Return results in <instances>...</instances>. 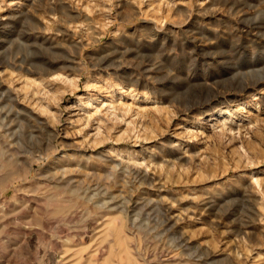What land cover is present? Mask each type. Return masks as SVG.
<instances>
[{"label": "rangeland", "instance_id": "obj_1", "mask_svg": "<svg viewBox=\"0 0 264 264\" xmlns=\"http://www.w3.org/2000/svg\"><path fill=\"white\" fill-rule=\"evenodd\" d=\"M0 264H264V0H0Z\"/></svg>", "mask_w": 264, "mask_h": 264}, {"label": "bare ground", "instance_id": "obj_2", "mask_svg": "<svg viewBox=\"0 0 264 264\" xmlns=\"http://www.w3.org/2000/svg\"><path fill=\"white\" fill-rule=\"evenodd\" d=\"M126 235V234H125Z\"/></svg>", "mask_w": 264, "mask_h": 264}]
</instances>
